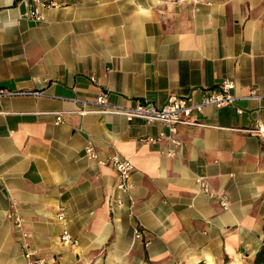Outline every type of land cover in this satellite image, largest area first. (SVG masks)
<instances>
[{"label": "crops", "instance_id": "1", "mask_svg": "<svg viewBox=\"0 0 264 264\" xmlns=\"http://www.w3.org/2000/svg\"><path fill=\"white\" fill-rule=\"evenodd\" d=\"M54 1L35 22L20 0H0V88L46 95L0 98V264H28L10 213L41 264H254L264 139L247 131L264 124V101L243 97L264 89V0ZM225 79L236 83L235 106L195 113L207 127L174 136L161 123L78 113L103 92L121 107H163L171 96L199 103ZM90 143L102 159L133 163V209L115 205V170L87 157ZM198 177L229 197V210ZM64 227L78 246L61 243Z\"/></svg>", "mask_w": 264, "mask_h": 264}, {"label": "built area", "instance_id": "2", "mask_svg": "<svg viewBox=\"0 0 264 264\" xmlns=\"http://www.w3.org/2000/svg\"><path fill=\"white\" fill-rule=\"evenodd\" d=\"M27 7L25 17L31 21L42 22L45 20L43 11L45 9L53 8L57 6L54 0H20ZM236 83L231 79H225L221 84L215 88L206 91L199 103H195L191 96H171L168 102L163 107H157L151 103H138L133 107H121L115 106L110 102L108 93H101L94 101L85 102L84 104L90 105L91 109H83L78 113L82 116L87 114H101V115H117L124 117L127 121L142 120L147 123H161L169 129V133L174 136L178 132L180 126H200L207 127V125L194 119L195 113L202 114L205 109L209 107H215L218 109L235 106L238 97L235 94ZM16 96H33L42 97L46 96L42 91H7L0 88V98L4 97H16ZM243 99L256 100L259 102L264 101V89H253L249 95L243 97ZM240 114L242 110L238 111ZM56 116V123L63 122L62 113H52ZM247 132L254 134L261 139H264V124L257 122L254 127ZM164 133L157 137H145L141 139L144 144L155 145L165 139ZM176 145H180L175 141ZM87 157L97 162L101 166H112L116 173L117 183L115 190L117 197L115 198V205L118 207H129L133 209L135 201L130 198V192L133 188L131 183L132 174L134 171V165L131 161L124 160L120 155H110L105 159H102L93 144H88L85 148ZM174 151H170L169 155H174ZM199 187L212 198L217 200L220 206L225 210H229V197L226 194H213L208 182L203 177L196 179ZM113 204V203H112ZM67 208L60 206L57 211V219L62 224L67 221ZM8 219L13 221L16 230L20 233L23 240V245L27 249L25 258L28 264H41L43 260L34 259L31 251L28 250L30 245L31 233L23 229V219L17 213H10ZM134 237L139 241H143L148 247L150 242L145 239V232L137 226L134 230ZM60 241L65 246L76 247L78 246V240L72 235L67 227H64L60 235Z\"/></svg>", "mask_w": 264, "mask_h": 264}, {"label": "trees", "instance_id": "3", "mask_svg": "<svg viewBox=\"0 0 264 264\" xmlns=\"http://www.w3.org/2000/svg\"><path fill=\"white\" fill-rule=\"evenodd\" d=\"M254 264H264V244L261 247V249L259 250Z\"/></svg>", "mask_w": 264, "mask_h": 264}]
</instances>
